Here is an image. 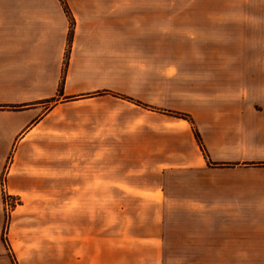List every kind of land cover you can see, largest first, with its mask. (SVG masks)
Wrapping results in <instances>:
<instances>
[{
	"label": "crops",
	"instance_id": "1",
	"mask_svg": "<svg viewBox=\"0 0 264 264\" xmlns=\"http://www.w3.org/2000/svg\"><path fill=\"white\" fill-rule=\"evenodd\" d=\"M134 54L159 79L173 61L180 84L209 88L177 109L190 122L143 115V141L130 147L142 156L128 165L120 144L72 140L88 91L71 86L122 84L118 66ZM81 147L95 152L72 162ZM59 148L70 158L59 162ZM172 194H185L176 208L192 220L166 221L162 205L153 221L102 220L118 213L102 199ZM4 195L26 214L49 213L55 197L100 200L64 206L60 222L10 226L7 242ZM12 261L264 263V0H0V264Z\"/></svg>",
	"mask_w": 264,
	"mask_h": 264
},
{
	"label": "rangeland",
	"instance_id": "2",
	"mask_svg": "<svg viewBox=\"0 0 264 264\" xmlns=\"http://www.w3.org/2000/svg\"><path fill=\"white\" fill-rule=\"evenodd\" d=\"M73 28L71 29V34ZM70 34V35H71ZM73 34L70 36V42L67 46L66 58L63 66L64 74L67 72L70 62L69 52L72 47ZM170 55V54H169ZM171 56V55H170ZM175 57V55H172ZM129 57V56H128ZM127 57V58H128ZM131 59L126 62H120L118 66V82L122 83L120 85L113 86H102V87H87V86H71L73 91H88L83 92L84 94L78 96L79 99H87L82 104L80 112L72 111L73 114L81 121V126H77L76 132L72 135V140H78L76 142H115L120 144V148L115 150L116 158L117 154L120 163H125L128 165H136L139 158L142 156V149H131L130 147L136 146L138 142L143 141V136H141L142 123L139 124L138 121L142 119L143 115H151V123L158 124L159 118H177L186 120L190 122V115L181 113L178 111L181 105H184L185 99H190L191 94H204L207 93V86L198 85H182L178 80H175V76L178 74L177 64L172 60L173 57L168 59V68L166 70V77L159 79L154 76L153 68L147 69L144 64L143 55L134 54L130 56ZM132 57L135 58L132 60ZM64 78V76H63ZM62 78V79H63ZM60 80L58 95L62 96L64 94L66 85L65 80ZM109 79V76L104 78ZM145 81H150L151 84H145ZM145 82V83H144ZM162 82V84H159ZM94 91H91L94 89ZM215 89L218 87L215 86ZM235 88V87H231ZM243 88L244 91H246ZM91 91V92H89ZM67 100L72 99L70 97H65ZM92 99V100H89ZM206 96H201L200 100L204 101ZM54 100H58L55 98ZM54 100L48 101L44 110L50 108V106L55 102ZM99 109L108 110L105 113H99ZM191 124V123H190ZM170 125V124H167ZM102 131L101 139L97 137L94 141V135L96 131ZM77 132L81 133L78 134ZM98 134V133H96ZM88 137H87V136ZM200 137V136H199ZM90 138H92L90 141ZM202 142V140H199ZM76 142H72V147L75 146ZM151 143H154V139H151ZM116 145V144H115ZM53 152L56 153V158L59 162L70 158L72 162L76 163L78 157H87V153H94V149H88L85 147L72 149L70 151V157L65 155L66 153L62 148L55 149ZM153 154L154 151H150ZM169 177L174 178V174ZM159 176L152 175V184L157 183ZM157 180V181H156ZM160 180V179H159ZM182 196H168L167 199H161L158 197L154 198H134V197H120L119 199H102L103 204L106 205H116L118 206V213H106L103 214V221H153L159 216L161 211V205L165 209L166 214L165 220L170 222L176 221H187L192 220L188 215L184 214L182 209L176 208V204L181 203ZM10 205L9 209L6 211V195H4V212H5V225L4 229L7 231V238L4 241L9 242L8 234L10 232V226H14L17 223L23 221H54L60 222L63 220L64 206H69L73 210L75 206L83 207H94L96 202L100 199H87V198H72L70 202L68 199L62 197H55L54 199H49L53 202L50 204L49 213L46 211L43 214L37 213H24L15 211L18 206L23 204V201L19 197H9ZM45 204H41L39 209L44 208ZM52 205V206H51ZM38 209V208H36ZM21 211V210H20ZM72 220H73V215ZM76 217V215H75ZM4 230V232H5ZM11 264H16L13 261ZM17 264H19L17 262ZM166 264H264V263H243V262H177L172 261Z\"/></svg>",
	"mask_w": 264,
	"mask_h": 264
},
{
	"label": "built area",
	"instance_id": "3",
	"mask_svg": "<svg viewBox=\"0 0 264 264\" xmlns=\"http://www.w3.org/2000/svg\"><path fill=\"white\" fill-rule=\"evenodd\" d=\"M10 196H8V195H6V203H5V205H6V211H7V209H9V205H10V198H9Z\"/></svg>",
	"mask_w": 264,
	"mask_h": 264
},
{
	"label": "trees",
	"instance_id": "4",
	"mask_svg": "<svg viewBox=\"0 0 264 264\" xmlns=\"http://www.w3.org/2000/svg\"><path fill=\"white\" fill-rule=\"evenodd\" d=\"M62 1V3L64 4V0H61Z\"/></svg>",
	"mask_w": 264,
	"mask_h": 264
}]
</instances>
